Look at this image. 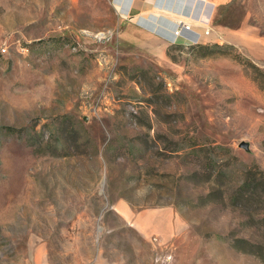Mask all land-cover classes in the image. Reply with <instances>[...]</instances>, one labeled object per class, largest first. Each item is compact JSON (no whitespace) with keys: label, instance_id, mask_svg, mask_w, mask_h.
I'll return each instance as SVG.
<instances>
[{"label":"rangeland","instance_id":"1","mask_svg":"<svg viewBox=\"0 0 264 264\" xmlns=\"http://www.w3.org/2000/svg\"><path fill=\"white\" fill-rule=\"evenodd\" d=\"M181 1L0 0V264H264V0Z\"/></svg>","mask_w":264,"mask_h":264},{"label":"bare ground","instance_id":"2","mask_svg":"<svg viewBox=\"0 0 264 264\" xmlns=\"http://www.w3.org/2000/svg\"><path fill=\"white\" fill-rule=\"evenodd\" d=\"M192 1L193 0H189L187 2V0H184V2L183 1H181V2H183L185 4V3H189V2L192 3ZM197 1L200 4L199 5L200 10H198L197 12H194V13L193 12L191 13V11L190 12L181 11L179 15L182 14L184 19H180L179 22H173V23L171 22V23L166 24V22L159 20L157 17H154L152 19H147V18L142 17L138 21L140 22L141 25L148 28L150 31L162 36L164 39H166L170 42H174L179 37L180 38L183 37V38H186V39L194 42L197 39L198 33L195 31H193V32H189V31L180 32L178 30V23H182V22L186 21V23L189 26L190 25H192V26L199 25V23H200L199 26H201V19H202L203 14H204V8L206 6L205 5L206 0H194V2H197ZM115 2L122 4L123 13H127L130 5L133 2V0H115ZM155 7L158 10H165V11H169V12L174 13V14H176L177 13L176 11H178V9L166 10V8L164 6H161L160 2L157 3ZM194 14H196L198 17L195 16Z\"/></svg>","mask_w":264,"mask_h":264},{"label":"built area","instance_id":"3","mask_svg":"<svg viewBox=\"0 0 264 264\" xmlns=\"http://www.w3.org/2000/svg\"><path fill=\"white\" fill-rule=\"evenodd\" d=\"M209 3V2H208ZM209 8H210V11H208L207 12V15H208V20H207V22H206V25H202V26H200L199 27V25H200V23H199V25H198V29L200 30L201 29V32L200 31H195L194 30V26H189L186 22H182V23H178V30L180 31V32H183V31H189V32H193V31H195V32H197L198 33V35H197V39L193 42V41H190V40H188V39H186V38H177L173 43H176L178 40H181V39H183V40H185V41H188L189 43H198V41H200V39H202V38H206V37H208V36H210V33H211V30L208 28V25H209V23H210V18H211V15H212V10H213V8H214V4H212V3H209ZM120 13V12H119ZM120 15L123 17V18H126L125 16H127V15H122L121 13H120ZM195 16H197L196 14H194ZM198 17V16H197ZM198 19V18H197ZM157 35V34H156ZM158 36H160V35H158ZM160 37H162V36H160ZM163 38V37H162ZM170 42V41H169ZM172 43V42H171Z\"/></svg>","mask_w":264,"mask_h":264},{"label":"crops","instance_id":"4","mask_svg":"<svg viewBox=\"0 0 264 264\" xmlns=\"http://www.w3.org/2000/svg\"><path fill=\"white\" fill-rule=\"evenodd\" d=\"M132 3H133V2H132ZM142 3H147V1H142ZM145 5H146V4L140 5V6L136 7L135 10H136V11H143V10L146 9V8H145ZM131 6H132V4L130 5L127 14H129ZM142 26H143V25H142ZM145 28H146V27H145ZM146 29H148V28H146ZM148 30H149V29H148ZM149 31H150V30H149ZM151 32H152V31H151ZM153 33H154V32H153ZM155 34H156V33H155ZM157 35H158V34H157Z\"/></svg>","mask_w":264,"mask_h":264},{"label":"water","instance_id":"5","mask_svg":"<svg viewBox=\"0 0 264 264\" xmlns=\"http://www.w3.org/2000/svg\"><path fill=\"white\" fill-rule=\"evenodd\" d=\"M241 147L245 149L246 148V145L245 144H241Z\"/></svg>","mask_w":264,"mask_h":264}]
</instances>
